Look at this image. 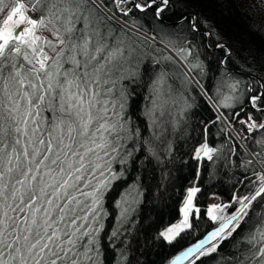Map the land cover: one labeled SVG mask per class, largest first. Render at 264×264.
Here are the masks:
<instances>
[{"label": "trees", "instance_id": "obj_1", "mask_svg": "<svg viewBox=\"0 0 264 264\" xmlns=\"http://www.w3.org/2000/svg\"><path fill=\"white\" fill-rule=\"evenodd\" d=\"M134 2L146 7L139 10ZM94 7L128 53L138 50L131 66L134 75L126 73L125 79L109 85L115 107L108 105V115L120 119L116 113L124 93V118L133 130L140 129L141 137L139 142L122 141L123 148L104 157L111 164L108 177L116 179L110 180L97 206V220L90 215L88 223L101 229V264H169L218 224L207 213L210 198L226 202L230 217L241 207L239 198L251 197L262 185L264 128H251L240 144L229 125L241 118L264 124V98L256 106L251 102V96L264 97V0H95ZM124 23L173 49L188 73L161 45ZM120 84L123 88L116 87ZM154 102L151 115L164 128L163 137L151 141L155 156L144 143L153 133L146 113ZM204 140L214 149L211 160L197 157ZM190 186L199 189L193 197L196 209L189 226L169 242L161 230L178 219ZM246 211L239 227L233 222L221 235L226 238H218L216 252L199 259L194 255L183 264H234V257L247 248L245 237L264 215V194Z\"/></svg>", "mask_w": 264, "mask_h": 264}, {"label": "snow or ice", "instance_id": "obj_2", "mask_svg": "<svg viewBox=\"0 0 264 264\" xmlns=\"http://www.w3.org/2000/svg\"><path fill=\"white\" fill-rule=\"evenodd\" d=\"M30 2L33 13H42L38 19L25 15V6L16 3L0 31V264H101V229L88 221L90 215L97 220V206L110 180L116 179L105 176L111 164L104 157L109 150L117 153L123 148L122 141L139 142L141 137L140 129L133 130L124 118V93L116 113L120 119L108 115V105L115 107L109 99L114 88L109 85L125 79V73L134 75L124 67L131 53L126 56L123 41L103 26L95 0ZM136 7L143 10L139 4ZM38 28L49 31L53 39L36 35ZM262 98L253 96V106ZM154 110L155 102L146 113L153 133L144 143L155 156L151 141L160 140L164 128L151 115ZM254 127L264 124L249 125ZM201 150L212 159L214 149L203 145L197 149L198 158ZM261 179L254 195L239 198L238 215L171 264L193 253L198 252L199 259L216 252L219 245L213 241L226 238L221 233L229 224L239 227L248 215L246 209L264 194ZM198 191H188L181 224L161 233L169 242L189 226L187 213ZM215 207L209 208L210 216ZM116 235L113 231L112 237ZM244 243L247 248L234 257V264H264V215Z\"/></svg>", "mask_w": 264, "mask_h": 264}, {"label": "rangeland", "instance_id": "obj_3", "mask_svg": "<svg viewBox=\"0 0 264 264\" xmlns=\"http://www.w3.org/2000/svg\"><path fill=\"white\" fill-rule=\"evenodd\" d=\"M2 1L3 0H0V6H1V4H2ZM5 5H4V9H3V12L0 14V25H2V23H3V20L6 18V15H7V13H8V11L10 10V8H11V6H12V4H13V0H10V1H6L5 3H4ZM25 7H26V9H28V8H31V6L30 5H28L26 2H25ZM40 17V15L38 14V18ZM38 18H36V19H38ZM3 26V25H2ZM139 33V32H138ZM141 34L142 35H144L145 33H142L141 32ZM36 35H39V36H41V37H45V38H47V39H53V37H52V35H51V33L50 32H47V31H44V30H42L41 28H38L37 30H36ZM147 38H149L150 40H152L153 42H155V43H159V41H157L156 39H154L153 37H151L150 35L149 36H146ZM157 42H156V41ZM123 44H124V42H123ZM124 48H125V55L127 56L128 55V51H130L129 49H127V46L124 44ZM167 48V47H166ZM168 49V51L173 55V57H174V59L178 62V63H180V65L183 67V69L187 72V69H186V66H185V64H184V61L182 60V59H180L176 54V52L173 50V49H171V48H167ZM176 53H174V52ZM131 53H132V56H133V59L131 60V58L128 60V62L124 65V67L126 68V69H128L130 72H132L133 71V69H132V64L136 61V59L137 58H139V53H138V50H132L131 51ZM139 64V63H138ZM137 64V65H138ZM175 73H180V72H175ZM188 73V72H187ZM126 74V73H125ZM118 75V74H117ZM178 80H181V78H180V76L179 75H177V77H176ZM117 88H123V85H117L116 86ZM172 89V88H171ZM201 147V146H200ZM200 147L198 148V149H200ZM101 163H102V169L101 170H104L105 168H106V165H104L103 164V161H101ZM108 175H109V171H105V176L106 177H108ZM100 179H104V177H100ZM96 183V181H93V184H95ZM90 190V189H89ZM91 201H89V203H90ZM226 205V204H225ZM225 205H223V206H221L220 208H215L214 210H213V212H215V217H216V219H211L210 218V220L211 221H213V222H217V223H220V222H222L223 220H225V219H227L228 218V215L227 214H225ZM213 217V216H212ZM220 220V221H219ZM174 225H178V224H176L175 222H173V223H170V224H168L167 226H165L162 230H161V233H164V232H166V230L168 229V228H170V227H173ZM223 233H221V235H222ZM219 238V237H218ZM218 238H217V240H218ZM217 240L216 241H213V243H216L217 242ZM208 247H210V245H205V249H207ZM195 255H198V252L197 253H195Z\"/></svg>", "mask_w": 264, "mask_h": 264}, {"label": "bare ground", "instance_id": "obj_4", "mask_svg": "<svg viewBox=\"0 0 264 264\" xmlns=\"http://www.w3.org/2000/svg\"><path fill=\"white\" fill-rule=\"evenodd\" d=\"M135 3V2H134ZM133 3V4H134ZM149 5V4H148ZM142 7V6H141ZM146 6H143L142 8H145ZM160 7L158 6L157 8H156V13L158 12V9H159ZM29 13H28V15H29V17H31V18H33V19H36V15L31 11V10H29L28 11ZM2 25H3V23H2ZM2 25H0V31H2L3 30V27L4 26H2ZM173 54V53H172ZM246 118H241L239 121H237V122H240V121H243V120H245ZM236 122V123H237ZM234 124V123H233ZM190 189H186V194H185V197H184V199H183V202H182V204H181V208L180 209H185V205H186V201H187V194H188V191H189ZM223 203H222V201H220L219 199H216V198H214V199H212L210 202H209V205H208V208H210L211 206H213V205H215V206H217V207H215V208H218V207H220L221 205H222ZM192 208V204H191V207H190V209ZM215 208H213V209H215ZM182 210H180L181 211V213H180V217L175 221L177 224H181V222L184 220V215H185V213H184V211H182ZM187 215H189V210H188V213H187ZM219 227H213L209 232H208V234L209 233H211V232H213V231H215L216 229H218ZM198 243V242H197ZM181 255H179V256H177V257H180ZM177 257H175L173 260H175ZM184 259V258H183ZM183 259H180L179 261H178V264H180V262H181V260H183ZM172 262V261H171ZM171 264V263H170Z\"/></svg>", "mask_w": 264, "mask_h": 264}, {"label": "water", "instance_id": "obj_5", "mask_svg": "<svg viewBox=\"0 0 264 264\" xmlns=\"http://www.w3.org/2000/svg\"><path fill=\"white\" fill-rule=\"evenodd\" d=\"M16 3H21V4H23L24 6H25V2H24V0H13V4H12V6H11V8H10V10L8 11V12H10L11 11V9H12V7L13 6H15V4ZM149 4V3H148ZM147 4V5H148ZM134 6H136V4L134 3ZM25 9H26V7H25ZM138 9H141V8H138ZM29 11V9H27V11L25 12V15H27L28 17H29V15H28V12ZM8 14V13H7ZM6 17H7V15H6ZM6 19V18H5ZM14 19H19V16H17V17H14ZM10 24H11V22H10ZM205 144H207L208 145V147L209 148H212V146L206 141V140H204L203 142H202V144H201V149H202V146L203 145H205ZM200 157H206V155L204 154V152H203V150H201V152H200ZM255 194V193H254ZM253 194V195H254ZM234 215H238V212L237 213H235ZM233 216V215H232ZM230 218V217H229ZM229 218L228 219H226V220H224L218 227H220L222 224H225V223H227L228 222V220H229ZM206 236H208V232L201 238V240H203ZM200 240V241H201ZM198 242V241H197ZM196 242V243H197ZM196 243H193L191 246H189V247H192L193 245H195ZM188 247V248H189ZM188 248H186V249H184L183 251H181L177 256H179V255H181L183 252H185ZM194 254V253H193ZM192 254V255H193ZM191 255V256H192ZM191 256H188L187 258H184L183 260H181V262L180 263H182V262H184V261H186L187 259H189Z\"/></svg>", "mask_w": 264, "mask_h": 264}, {"label": "built area", "instance_id": "obj_6", "mask_svg": "<svg viewBox=\"0 0 264 264\" xmlns=\"http://www.w3.org/2000/svg\"><path fill=\"white\" fill-rule=\"evenodd\" d=\"M248 128V125L246 122L243 121L242 124H236L231 127V130L235 137L240 140L244 135V130Z\"/></svg>", "mask_w": 264, "mask_h": 264}]
</instances>
